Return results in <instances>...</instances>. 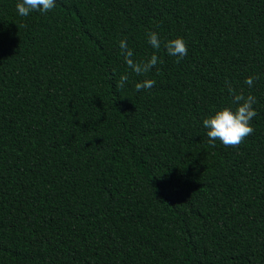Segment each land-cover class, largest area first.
I'll list each match as a JSON object with an SVG mask.
<instances>
[{"label":"trees","instance_id":"16d2710c","mask_svg":"<svg viewBox=\"0 0 264 264\" xmlns=\"http://www.w3.org/2000/svg\"><path fill=\"white\" fill-rule=\"evenodd\" d=\"M17 2L0 0V264H264V0ZM121 40L162 63L137 76ZM240 92L254 132L213 146L202 122Z\"/></svg>","mask_w":264,"mask_h":264},{"label":"clouds","instance_id":"9594fccd","mask_svg":"<svg viewBox=\"0 0 264 264\" xmlns=\"http://www.w3.org/2000/svg\"><path fill=\"white\" fill-rule=\"evenodd\" d=\"M56 6V0H18L16 10L19 16L27 17L32 12L46 14ZM148 43L151 47L159 51L161 39L157 32L149 31L147 33ZM121 54L127 67L137 76H143L149 73L157 63H162L159 57L153 53L147 60L137 61L133 59L134 53L128 47L126 40L119 42ZM164 47L167 55L177 57V63L188 54V46L183 37H177L165 42ZM129 76L121 75L116 84L117 88H123L127 83ZM256 76H249L245 84L249 88L254 85ZM156 81L153 79H144L135 84L136 91L150 90L154 87ZM229 82L226 81V84ZM230 93L234 90L229 86ZM257 103L255 96L243 92L234 93L232 96V106H225L217 110L213 115L203 120V127L207 129V137L210 144L220 141L225 146L238 147L244 140L254 132L252 127L253 118L257 116V111L253 107Z\"/></svg>","mask_w":264,"mask_h":264}]
</instances>
